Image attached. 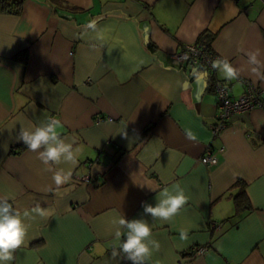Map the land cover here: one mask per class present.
Here are the masks:
<instances>
[{"label":"crops","instance_id":"1","mask_svg":"<svg viewBox=\"0 0 264 264\" xmlns=\"http://www.w3.org/2000/svg\"><path fill=\"white\" fill-rule=\"evenodd\" d=\"M62 1L79 10L23 0L20 14H0V197L52 213L28 221L11 264H132L112 256L111 220L121 214L151 226L160 247L146 264H264V106L235 114L213 139L211 80L225 79L173 57L210 34L213 51L241 69L225 80L230 94L249 83L264 102V68L252 73L245 55L259 49L264 62V0ZM90 20L96 31L85 29ZM50 118L79 150L59 187L17 139ZM209 144L217 161L205 165ZM175 184L188 197L180 213L168 222L144 215L142 204ZM243 184L250 208L237 212ZM196 246L207 250L192 256Z\"/></svg>","mask_w":264,"mask_h":264},{"label":"clouds","instance_id":"2","mask_svg":"<svg viewBox=\"0 0 264 264\" xmlns=\"http://www.w3.org/2000/svg\"><path fill=\"white\" fill-rule=\"evenodd\" d=\"M85 29L97 30L95 20H90ZM103 31V30H101ZM99 35V34H98ZM240 51H244L243 48ZM247 64L255 65L251 69L252 73L261 75V68L264 62L258 57L260 50L245 51ZM212 68L216 70L225 80H238L241 69L235 67L227 58H218L212 61ZM58 119L50 118L47 121L34 125L30 128L21 127L17 139L23 142L29 151L37 154V158L45 165V171H52V180L57 187L68 183L72 177V167L77 162L78 149H74L73 143L67 141L58 131L61 128ZM187 137L195 140L192 132L187 133ZM67 164V169L58 167L55 171L49 165ZM153 190V189H152ZM10 197H0V264H11L14 253L26 240L30 227L28 221L36 217L48 218L51 211L43 208L37 203L31 209L23 211L14 208L9 203ZM188 197L184 189L175 184L171 189L164 188L156 196V203L153 206L143 203L144 215L164 222L171 221L178 215L181 209L187 204ZM114 228L115 243L112 249V256L123 255L132 264H146L154 251L159 250V242L152 238V228L148 221L143 218L126 219L122 214L111 220ZM187 230H180V239L187 240Z\"/></svg>","mask_w":264,"mask_h":264},{"label":"built area","instance_id":"3","mask_svg":"<svg viewBox=\"0 0 264 264\" xmlns=\"http://www.w3.org/2000/svg\"><path fill=\"white\" fill-rule=\"evenodd\" d=\"M173 57L179 63L203 66L211 75L214 73L211 66L212 61L220 58L210 44L201 41L182 45L180 50L173 54ZM211 85L217 98L215 119L210 126L213 139L221 134L235 114L250 111L254 107L264 106V102L261 100V90L249 83L246 84L244 91L236 97L230 94V83L223 79L212 76ZM101 119L102 117H97L95 122L99 123ZM222 150L223 147L218 149V151ZM200 161L205 165L214 164L217 161L216 152L210 144L205 146ZM206 250L205 246H196L192 248L191 255L201 256Z\"/></svg>","mask_w":264,"mask_h":264},{"label":"trees","instance_id":"4","mask_svg":"<svg viewBox=\"0 0 264 264\" xmlns=\"http://www.w3.org/2000/svg\"><path fill=\"white\" fill-rule=\"evenodd\" d=\"M50 2L53 4V10L56 12L59 8H64L66 10H70L73 12L79 10L75 6H71L62 0H50ZM22 5H23V0H0V14L18 15L22 11ZM200 40L204 43L210 44V41L212 40V35L210 34L204 35L203 33V35L200 37ZM17 58H19L21 62L26 63L27 61L26 51L23 50L19 54H17ZM234 203L237 212L250 208V204L247 200L244 184L242 185L240 191L236 194V196H234Z\"/></svg>","mask_w":264,"mask_h":264}]
</instances>
